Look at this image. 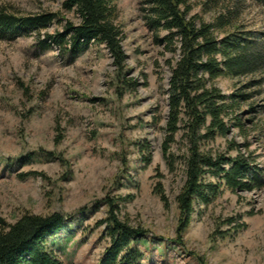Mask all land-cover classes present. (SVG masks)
I'll return each instance as SVG.
<instances>
[{
	"label": "rangeland",
	"instance_id": "1",
	"mask_svg": "<svg viewBox=\"0 0 264 264\" xmlns=\"http://www.w3.org/2000/svg\"><path fill=\"white\" fill-rule=\"evenodd\" d=\"M187 5L186 19L213 26L219 43L237 41L264 55V10L256 3ZM114 6L122 73L102 45L73 56L51 43L48 37L81 22L67 0H0V12L18 19L52 17L39 32L0 39V218L63 216L65 230L49 239L62 264L104 260L110 239L101 222L111 210L146 232L150 253L139 245L142 264H264V65L213 82L229 107L227 132L201 144L214 158L243 156L259 183L231 191L205 175L216 194L193 204L183 229L176 202L186 181L183 122L173 159L162 152L178 43L155 26L149 0Z\"/></svg>",
	"mask_w": 264,
	"mask_h": 264
},
{
	"label": "trees",
	"instance_id": "2",
	"mask_svg": "<svg viewBox=\"0 0 264 264\" xmlns=\"http://www.w3.org/2000/svg\"><path fill=\"white\" fill-rule=\"evenodd\" d=\"M116 1L67 0V6L76 8L81 22L77 26L68 24L65 32L48 38L73 56L92 44L102 45L114 60L118 73H122L125 58L121 33L115 23ZM188 1L149 0L155 26L169 34L168 41L178 43L180 52L179 60L171 68L168 84V118L162 152L164 160L173 159L170 146L183 122L187 143L184 158L186 181L176 199L183 229L190 222L193 204L196 201L206 204L209 195L216 194V187L204 183L205 175L217 178L231 191H250L252 184L259 183L258 174L243 156L214 158L210 152L202 150L201 144L215 135L225 136L227 132L222 118L229 107L213 82L218 78L253 72L264 65V55L259 48L252 47L250 51L237 41L219 43L213 26L196 25L193 20H187ZM250 1L264 10V0ZM51 20V16L18 19L0 12V39L4 35L14 38L39 32ZM101 223L105 225L110 245L100 264H142L145 255L139 245L144 247L145 253H150V247L145 243L146 232L121 221L112 210ZM65 227V220L59 214L42 217L25 213L13 224L0 218V264H62L49 249L56 242L49 239L56 238ZM68 232L70 234L72 230Z\"/></svg>",
	"mask_w": 264,
	"mask_h": 264
}]
</instances>
